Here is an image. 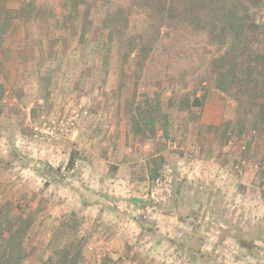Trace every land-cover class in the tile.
<instances>
[{
  "label": "rangeland",
  "instance_id": "obj_1",
  "mask_svg": "<svg viewBox=\"0 0 264 264\" xmlns=\"http://www.w3.org/2000/svg\"><path fill=\"white\" fill-rule=\"evenodd\" d=\"M154 3L0 0V224L33 221L22 264H44L74 216L80 264H264V130L215 87L201 27ZM121 8L124 36L151 48L142 70L104 28ZM154 90L170 132L148 143L131 104ZM172 90L202 106L169 107Z\"/></svg>",
  "mask_w": 264,
  "mask_h": 264
},
{
  "label": "trees",
  "instance_id": "obj_2",
  "mask_svg": "<svg viewBox=\"0 0 264 264\" xmlns=\"http://www.w3.org/2000/svg\"><path fill=\"white\" fill-rule=\"evenodd\" d=\"M151 7L164 19L176 20L179 16L183 21L201 27L199 30L207 36L208 46L217 47L210 58V73L215 87L233 98L238 114L251 122L253 130L263 131L264 27L255 19V11L264 7V0H155ZM103 22L110 41L127 45L130 49L128 56L135 54L133 69L142 70L151 48L142 39L124 36L128 20H125L123 9L109 10ZM7 29L6 23L3 31ZM138 81L139 78L137 86ZM3 96L0 85V99ZM177 98L180 99L178 102ZM167 99L169 107L178 106L180 110L191 111L202 106V99L196 94L192 99L178 97L172 90ZM131 125L133 135L143 142L155 143L159 136L168 137L170 117L164 110L161 93L154 90L149 95L143 93L134 97ZM151 158L155 163L164 160L156 154ZM73 166L71 157L68 168ZM37 171L45 177L54 174L49 168H38ZM157 177L155 172L153 178ZM75 217L66 219L57 229L50 244L52 252L44 264H80L84 239L78 232L79 224ZM12 220V217H5L0 224V264H22L24 259L23 245L33 221L24 217ZM58 236L61 242H57Z\"/></svg>",
  "mask_w": 264,
  "mask_h": 264
}]
</instances>
